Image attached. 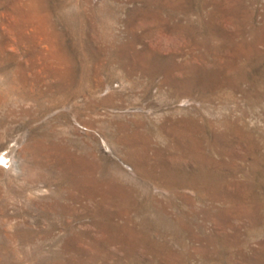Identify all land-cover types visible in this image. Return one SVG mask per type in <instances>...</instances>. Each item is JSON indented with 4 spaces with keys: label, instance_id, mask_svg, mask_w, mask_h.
I'll list each match as a JSON object with an SVG mask.
<instances>
[{
    "label": "rangeland",
    "instance_id": "374dc122",
    "mask_svg": "<svg viewBox=\"0 0 264 264\" xmlns=\"http://www.w3.org/2000/svg\"><path fill=\"white\" fill-rule=\"evenodd\" d=\"M0 264H264V0H0Z\"/></svg>",
    "mask_w": 264,
    "mask_h": 264
}]
</instances>
